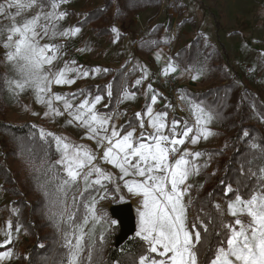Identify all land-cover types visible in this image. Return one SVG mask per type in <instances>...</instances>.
<instances>
[{
	"label": "snow or ice",
	"instance_id": "snow-or-ice-1",
	"mask_svg": "<svg viewBox=\"0 0 264 264\" xmlns=\"http://www.w3.org/2000/svg\"><path fill=\"white\" fill-rule=\"evenodd\" d=\"M67 2L4 0L0 3V17L8 21L7 24L0 23V46L5 49L4 60L0 63L11 73L10 76L7 73L3 76L6 91L17 98L31 90L36 102L45 106V118H51L54 122L57 117L67 114L65 127L83 129L82 138L94 140L97 148L103 149L102 155H99L87 145L77 144L66 135L39 128L40 139L45 144L54 143L59 154L58 159L49 163L45 151L41 160V167L48 165L45 174L52 172L51 180L59 181L55 185V199L50 200L49 209L51 218L59 217L56 227L59 229L65 217L68 222L74 223L75 213L66 202L69 191L75 189L81 197L89 190L97 193L96 196L89 194L88 202L84 205L86 214L83 222L75 225L72 231L63 232L61 247L65 251L45 264H104L106 233L117 221L110 218L106 211L98 210L97 204L103 200L124 201L123 189H126L129 199H137L139 220L135 236L144 243L142 254L136 257L133 264H264V166L259 168L258 173L249 169V174L256 177L258 183L248 198L240 194L239 188L234 189L229 184L225 187V196L234 193V198L226 200L227 213L218 203L212 205L214 211H205L201 207L195 221L189 226L192 185L187 181L190 176L199 175L201 167H207V162L204 165L197 164L196 161L205 153L193 152L184 146L186 143L194 146L201 139L207 140L215 135L208 127L215 119L211 110L181 93L180 99L188 106L194 123L173 118L169 124L166 111H154L153 105L157 103L159 94L149 84L148 91L153 93L151 103L146 104L143 114H135L138 125L129 121L127 128L124 125L118 128L114 121L120 118V113L96 110V105L104 99L102 95L91 96L88 93L84 100L74 105L72 99L77 98V93L52 91L54 84L71 85L76 79L88 78L90 74L82 66H75V61H65L62 68L54 69V62L65 54L62 52L63 45L41 43L45 39H67L80 33V27L60 28V22L68 13L59 9ZM116 2L113 0V3ZM28 13L33 14L29 16ZM110 31L119 39L121 34L115 26ZM145 43L154 45L157 42ZM160 56L161 53L157 52L156 59L159 60ZM177 68L178 65L169 58L162 75L174 73ZM140 70L143 75L133 87L140 86L148 76L146 67L141 66ZM185 71L191 73L192 69ZM91 72L98 73L100 69H92ZM203 72V67L196 69L192 79L199 78ZM70 73L75 75L70 77ZM106 89L111 98V84ZM79 94L84 95L83 90ZM69 95L72 99H69ZM135 96V92L124 88L120 102L134 100ZM56 102L62 103V109ZM25 110H29L27 106ZM33 115L39 113L33 112ZM137 128L140 130L138 135ZM244 134L248 135L247 132ZM252 147L258 146L253 144ZM97 160L117 168L120 173L118 179L123 183H118L114 174L105 171ZM49 182L40 185L46 197L50 195L46 187ZM109 184L112 185L111 189ZM186 196L189 197L187 202ZM72 203L75 206L76 195H73ZM58 205L60 210L53 211ZM226 214L232 219L226 220ZM245 216L247 220L242 219ZM96 225L102 227L98 241ZM22 227L17 223L15 232L19 234ZM210 228L212 234L219 238L215 246L209 240ZM0 232L6 236L0 243V248H4L14 239L11 220L7 222L6 230L0 229ZM209 252L213 254L209 256ZM13 254L11 248L0 251V264L11 259Z\"/></svg>",
	"mask_w": 264,
	"mask_h": 264
},
{
	"label": "trees",
	"instance_id": "trees-1",
	"mask_svg": "<svg viewBox=\"0 0 264 264\" xmlns=\"http://www.w3.org/2000/svg\"><path fill=\"white\" fill-rule=\"evenodd\" d=\"M160 5L161 0H117L116 3H113V0H100L92 10L85 13L78 24L89 25L95 37H106L107 41L111 42L114 34L110 31L112 26L126 25L132 14L139 11L149 9L153 11V15H156ZM181 16L177 26L189 25L192 29L196 28L193 18ZM168 17L170 20L171 16ZM169 27L170 22L166 26L161 22L152 25L147 35L136 41V53L147 55L161 46H166L168 41L164 39L162 32ZM123 35L124 33H121L120 36ZM148 41L157 43L146 44L145 42ZM218 48L204 34L195 30L192 37L171 54L172 61L185 69L191 68L196 72V69L203 67L204 72L201 77L208 85L206 89L196 90L183 86L179 87L178 91L197 103H202L215 115L210 125L212 132L215 133L213 137L216 143L204 149L205 155L199 165L207 162V167H201V182L198 187L190 190L192 203L188 209L189 226L195 221L201 207L205 211H214L212 205L218 203L225 210L226 200L234 198V193L225 196V187L229 184L234 189L239 188L240 194L248 198L251 190L256 188L258 183L257 178L249 174V169L258 173L259 168L264 166V90L243 87L240 82L242 79L229 71L222 50ZM106 69L107 72L102 70L97 76L98 81L102 83L96 86L91 84L68 94L80 95V91L83 90L84 95L88 93H91V96L102 95L107 107L104 105L100 110L109 113L114 110L116 98L123 88H127L130 92H140L141 85L133 87L138 75L136 66L132 64L128 68V64L124 63ZM241 73L246 74L244 71ZM4 74L0 70V113H5L4 109L8 107ZM246 76L250 77L248 74ZM109 84H111V98L108 97L106 89ZM158 98L161 97L158 95ZM148 100L149 98L143 103L140 113H144L146 104H149ZM134 116L133 114L128 116L123 124L125 128L129 121L133 125L138 121ZM32 125L34 124L31 122L13 124L0 120V195L9 198L7 204L4 201L0 205V217L8 214L12 229L15 230L19 223L23 226L19 235L32 239L24 259L25 264H45L47 260L54 259L65 251L61 247L63 232H70L75 225L83 222L86 214L84 205L88 202L89 194L94 196L96 191L89 190L83 197L79 196L75 189L69 191L66 202L68 208L75 213L74 223L68 222L65 217V220L60 222L59 229L56 227L59 217L51 218L49 209L50 200L55 199V185L59 181L51 180L52 172L45 174L48 165L41 167V160L45 151L48 153L49 163L58 159L59 154L54 143L45 144L40 139L38 126L33 128ZM245 132L248 133L247 136ZM253 144L258 147L253 148ZM46 181H50L46 184L50 193L47 197L40 187ZM73 195H76L75 206L72 203ZM52 210L59 211L60 206ZM225 219L231 220L232 217L226 214ZM242 219L247 220L246 217ZM95 229L98 241L102 227L100 225ZM118 232L119 227L116 224L106 233L104 264H117V262L133 264L136 257L142 254L144 243L134 234L122 245L115 247L114 240ZM218 239L210 228L209 240L213 246ZM13 243L12 241L4 248H0V251L12 247ZM212 254L208 253L209 256Z\"/></svg>",
	"mask_w": 264,
	"mask_h": 264
},
{
	"label": "rangeland",
	"instance_id": "rangeland-1",
	"mask_svg": "<svg viewBox=\"0 0 264 264\" xmlns=\"http://www.w3.org/2000/svg\"><path fill=\"white\" fill-rule=\"evenodd\" d=\"M3 2L4 0H0V3ZM99 2L100 0H68L67 3L62 4L59 10L67 12L68 15L60 22V28L80 27V33L67 39L58 38L53 41L45 39L42 40L41 43L63 45L62 52L65 54L58 61L54 62V69L58 70L62 68L65 61H75V66H82L83 69H87L90 72L88 78L76 79L75 83L71 85L54 84L52 86V91L55 93L68 94L91 84L96 86L102 83L98 81V74L108 67H117L127 63L129 68L133 64L138 70L137 79L143 75L140 67L143 66L147 68L148 76L143 80L140 92L135 93L136 96L134 100L127 99L124 100V102H120L121 92L124 88L119 92L116 98L114 110L112 112L121 114L120 118L114 121L118 128L125 123L129 115H135L141 110L147 98H149V104L151 103V96L153 93L148 91L149 84L152 85V89L161 97L158 98L157 103L153 105L155 112L166 111L168 113L167 122L169 124L173 118L181 121L187 120L189 124L194 123V117L192 113L188 111V106L180 99L181 93L178 91V88L185 86L191 89L204 90L208 86L207 83H205L201 76L195 80L192 79V75L195 74L194 71L191 75L188 74L185 80H181L179 75L174 72L178 79V87L176 91L174 89V92H177L178 95H171L164 91L163 79L165 75H162V69L168 63L169 58H172V52L192 37L195 30L204 34L209 41L219 47V50H222L227 68L231 73H235L242 79L240 82L243 87L264 90V0H161V5L156 15H153V11L149 9L139 11L132 14L126 25H122V27L119 25L115 26L119 32L124 33V35L116 39L115 34H113V40L111 42L107 41L106 37H95L89 25L78 24V21L83 19L85 13L92 10ZM181 10H183L182 13ZM13 11H15V9H13ZM32 14L33 13H28L27 15L30 16ZM169 15L171 16L170 20L168 17ZM181 15L193 18L196 22V28L192 29L189 25L177 26V22L182 17ZM168 21L170 22V27L162 32L168 44L153 50L147 55L137 54L135 51L136 41L147 35L148 29L155 23L161 22L166 26L167 23H169ZM0 23L7 24L8 21L0 17ZM78 49L85 50L78 51ZM157 52L161 53L159 60L156 59ZM4 54L5 49L0 46V61L4 60ZM97 68L100 69V72H91L92 69ZM0 70L7 73L9 76L11 75L3 63H0ZM241 71L246 72L250 77H247L246 74L241 73ZM69 75L71 77L74 76L75 73H70ZM86 95L87 94L77 95L75 99L69 96V99H72V103L76 105L84 100ZM6 101L8 107L4 109L6 110L5 113H0V120H5L13 124L31 122L38 126V128H44L47 131L66 135L75 143L87 145L94 152L102 155L103 149H98L94 140L82 138L84 137L83 129L64 126L65 121L68 119L67 114L57 117L54 122L51 118H45L43 113L46 108L36 102L34 93L31 90L24 92L17 98H13L7 91ZM56 103L57 106L62 109V103ZM105 104L106 100L103 99L96 105V110L105 113L100 110V107ZM167 105H171V107H166ZM25 106H27L29 110H25ZM33 112L39 113V115H33ZM145 120L147 126V118H145ZM138 123L139 121H136L134 125H138ZM208 127L212 131L211 125H208ZM139 131V128H137V135ZM215 143L216 140L213 136H210L207 140L201 139L196 148H194V151L204 153V149ZM202 159L203 156L200 157L196 163L199 164ZM97 163H99L105 171L113 173L118 183H123L118 179L120 173L117 168L99 160H97ZM200 182V173L199 175L190 176L187 181V183L192 185V188L198 187ZM108 187L111 189L112 185L109 184ZM96 194L94 196H96ZM122 194L125 195L124 201H99L97 209L104 210L109 214L108 209L111 205L126 201L131 202L135 215L136 233L139 220L137 199H129L126 189L122 190ZM188 199L189 197L186 196L185 202H187ZM4 201L7 204L9 198L0 195V205L3 204ZM225 211L227 213V205H225ZM246 219L248 218L246 217ZM9 220L11 219L8 214L0 217V229L6 230ZM91 226L90 221L89 227ZM97 226L99 227L100 225H96L95 228ZM12 233L14 243L13 246L9 248L13 250L14 254L11 259L3 261L2 264H25L24 259L28 248L31 246L32 239L22 234H17L13 229ZM17 236L18 238H16ZM5 239L6 236L3 232H0V243Z\"/></svg>",
	"mask_w": 264,
	"mask_h": 264
},
{
	"label": "water",
	"instance_id": "water-1",
	"mask_svg": "<svg viewBox=\"0 0 264 264\" xmlns=\"http://www.w3.org/2000/svg\"><path fill=\"white\" fill-rule=\"evenodd\" d=\"M112 219L117 221L119 232L115 237L114 246L119 247L130 236L135 234V215L131 202L113 204L108 209Z\"/></svg>",
	"mask_w": 264,
	"mask_h": 264
},
{
	"label": "built area",
	"instance_id": "built-area-1",
	"mask_svg": "<svg viewBox=\"0 0 264 264\" xmlns=\"http://www.w3.org/2000/svg\"><path fill=\"white\" fill-rule=\"evenodd\" d=\"M178 79L175 73H170L167 76H164L163 79V88L166 93H170L171 95H178L176 88L178 87Z\"/></svg>",
	"mask_w": 264,
	"mask_h": 264
},
{
	"label": "crops",
	"instance_id": "crops-1",
	"mask_svg": "<svg viewBox=\"0 0 264 264\" xmlns=\"http://www.w3.org/2000/svg\"><path fill=\"white\" fill-rule=\"evenodd\" d=\"M192 72H193V71H192ZM192 72H191V73L186 72V71H185V68H183V67H181V66H178L177 71H176L175 73H177V74L179 75V78H180L181 80H185V78L188 77V74L191 75ZM180 79H179V80H180ZM196 146H197V144L194 145V146H192V145L186 143V145H185L184 147H189V148H191L192 151H194V148H196ZM194 152H195V151H194Z\"/></svg>",
	"mask_w": 264,
	"mask_h": 264
}]
</instances>
